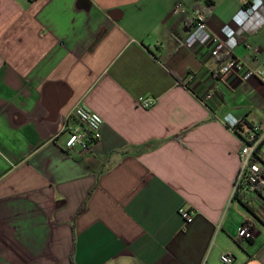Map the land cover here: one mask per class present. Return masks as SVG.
<instances>
[{
	"label": "crops",
	"instance_id": "obj_1",
	"mask_svg": "<svg viewBox=\"0 0 264 264\" xmlns=\"http://www.w3.org/2000/svg\"><path fill=\"white\" fill-rule=\"evenodd\" d=\"M208 1L210 31L263 67L264 0H0V264H264V187L252 213L232 196L231 130L264 131V84L185 44ZM75 105L102 119L86 150L65 147Z\"/></svg>",
	"mask_w": 264,
	"mask_h": 264
},
{
	"label": "built area",
	"instance_id": "obj_2",
	"mask_svg": "<svg viewBox=\"0 0 264 264\" xmlns=\"http://www.w3.org/2000/svg\"><path fill=\"white\" fill-rule=\"evenodd\" d=\"M173 14L185 13L180 3L174 5ZM209 7L195 8L192 12L193 19L189 33L185 39V44L192 46L194 44H209L210 55L220 63L219 72L225 74L228 72H242V78L250 77L258 78L264 84V66L257 69L243 68L242 63L232 56V49L235 46V37L231 34L226 39L213 34L208 26ZM210 97V95H206ZM142 108H150L154 105L155 99L151 97H141L137 101ZM76 121V125L69 128V136L65 141L66 149L79 147L82 150L88 149L93 143L100 138V127L102 124L101 117L82 105H75L68 114V120ZM236 125L232 126V131L240 137V168L235 177L232 196L240 189H245L249 193H256L264 187V166H262L256 157V149L258 145L264 141V131L256 123L251 124L248 129L238 134L235 130ZM181 216L185 221L192 220L189 211H181ZM251 225L243 223L237 231L236 240L250 238ZM223 264H231L233 257L223 253L220 255ZM202 264H206L203 262Z\"/></svg>",
	"mask_w": 264,
	"mask_h": 264
},
{
	"label": "trees",
	"instance_id": "obj_3",
	"mask_svg": "<svg viewBox=\"0 0 264 264\" xmlns=\"http://www.w3.org/2000/svg\"><path fill=\"white\" fill-rule=\"evenodd\" d=\"M209 2V12H211V10H212V3L210 2V1H208ZM210 14V13H209ZM250 127V125L249 124H247V123H241V122H239V123H237V125H236V127H235V130H236V132H238V134L240 133V132H242V131H244V129H248ZM264 142V141H263ZM262 143V142H261ZM261 143L258 145V147H257V149H256V152H255V154H256V157L258 158V160L260 159L261 160V162L264 164V161H262V159L259 157V155H258V151H259V148H260V146H261ZM146 148H144L143 150H145ZM245 193H248L247 192V190H245V189H238L236 192H235V194H234V198L236 199V200H238L244 207H246L251 213H252V211L250 210L251 208L247 205V203H246V201L244 200L245 199ZM246 223H248V222H246Z\"/></svg>",
	"mask_w": 264,
	"mask_h": 264
}]
</instances>
